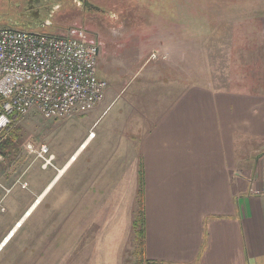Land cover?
I'll use <instances>...</instances> for the list:
<instances>
[{
  "label": "crops",
  "instance_id": "0c3cea01",
  "mask_svg": "<svg viewBox=\"0 0 264 264\" xmlns=\"http://www.w3.org/2000/svg\"><path fill=\"white\" fill-rule=\"evenodd\" d=\"M261 25L260 41L244 47L249 71L182 64L179 75H135L73 123L43 122V142L72 127L64 164L55 157L41 166H54L47 187L79 162L68 175L67 203L77 224H98L105 242L109 235L101 264L118 257L124 264L126 239L134 264H264V15ZM141 189L142 252L134 226Z\"/></svg>",
  "mask_w": 264,
  "mask_h": 264
},
{
  "label": "rangeland",
  "instance_id": "374dc122",
  "mask_svg": "<svg viewBox=\"0 0 264 264\" xmlns=\"http://www.w3.org/2000/svg\"><path fill=\"white\" fill-rule=\"evenodd\" d=\"M132 6L137 13L122 18L119 25L105 28L95 20L79 18L61 32L84 29L99 50L97 73L107 82V88L97 105L106 99L116 81L120 85L135 75H179L184 73L182 64L192 69L205 65V69L214 67L218 71L229 66L240 73L250 70L253 61L244 47L260 41L264 0H138ZM121 104L122 98L113 102L95 132L113 119ZM44 121L51 120L32 108L28 115L13 122L9 132V137L13 133L16 137L2 165V181L12 191L4 200L6 210L0 211V264H101L100 251L111 242L109 235L105 242L98 224H77L73 216L78 214L67 203L68 175L79 162L69 171L71 164L67 165L46 187L55 173L54 166L43 169V157L29 150L31 146L39 150L42 144L47 145L45 157H56L54 163L59 167L71 154L68 135L72 127L62 128L56 143L43 142L39 128ZM23 182L28 183L27 188L21 187ZM121 225L115 231L104 227V233H115ZM126 240L122 243L124 264H134L133 242ZM120 261L118 257L112 264Z\"/></svg>",
  "mask_w": 264,
  "mask_h": 264
},
{
  "label": "built area",
  "instance_id": "2783aa9c",
  "mask_svg": "<svg viewBox=\"0 0 264 264\" xmlns=\"http://www.w3.org/2000/svg\"><path fill=\"white\" fill-rule=\"evenodd\" d=\"M99 50L87 31L72 28L66 33L39 34L0 27V211L12 191L2 181V165L14 121L32 108L46 119L65 120L83 115L104 98L107 82L97 73ZM94 133H91V136ZM36 151L45 160L47 145ZM27 188L28 183H21Z\"/></svg>",
  "mask_w": 264,
  "mask_h": 264
},
{
  "label": "flooded vegetation",
  "instance_id": "af4514ba",
  "mask_svg": "<svg viewBox=\"0 0 264 264\" xmlns=\"http://www.w3.org/2000/svg\"><path fill=\"white\" fill-rule=\"evenodd\" d=\"M135 2L138 0H0V26L58 34L74 20L89 18L109 28L135 15Z\"/></svg>",
  "mask_w": 264,
  "mask_h": 264
},
{
  "label": "trees",
  "instance_id": "16d2710c",
  "mask_svg": "<svg viewBox=\"0 0 264 264\" xmlns=\"http://www.w3.org/2000/svg\"><path fill=\"white\" fill-rule=\"evenodd\" d=\"M16 135L15 133H13V135L8 139V141L6 142V149H8L9 147L13 146V141L15 139ZM142 182V181H141ZM142 186V185H141ZM142 201H143V194H142V189L139 192V221L135 220L134 222V226L136 228V233L138 235L139 238V244H140V248H141V252H142V248L144 246V212H143V205H142ZM139 264H142V262Z\"/></svg>",
  "mask_w": 264,
  "mask_h": 264
},
{
  "label": "bare ground",
  "instance_id": "6f19581e",
  "mask_svg": "<svg viewBox=\"0 0 264 264\" xmlns=\"http://www.w3.org/2000/svg\"><path fill=\"white\" fill-rule=\"evenodd\" d=\"M19 225H20V222H18V223H17V226H16V228H17Z\"/></svg>",
  "mask_w": 264,
  "mask_h": 264
}]
</instances>
